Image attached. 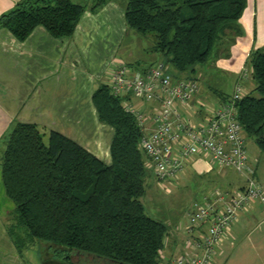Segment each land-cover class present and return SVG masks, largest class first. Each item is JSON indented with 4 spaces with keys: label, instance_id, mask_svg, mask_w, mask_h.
Here are the masks:
<instances>
[{
    "label": "trees",
    "instance_id": "1",
    "mask_svg": "<svg viewBox=\"0 0 264 264\" xmlns=\"http://www.w3.org/2000/svg\"><path fill=\"white\" fill-rule=\"evenodd\" d=\"M108 1L98 0L90 10ZM246 6L247 0H129L125 19L136 34H153L154 52L184 75L219 48L228 57ZM89 8L73 0H24L0 17V27L20 41L40 26L55 38H71ZM246 68L256 87L238 104L239 122L264 154V48L253 51ZM218 95L222 101L231 96ZM93 102L100 121L115 131L110 165L58 132L47 144L37 125L12 126L0 156L5 192L15 204L9 236L20 254L45 243L96 264H159L169 228L150 217L142 201L147 167L141 129L109 86Z\"/></svg>",
    "mask_w": 264,
    "mask_h": 264
},
{
    "label": "crops",
    "instance_id": "2",
    "mask_svg": "<svg viewBox=\"0 0 264 264\" xmlns=\"http://www.w3.org/2000/svg\"><path fill=\"white\" fill-rule=\"evenodd\" d=\"M22 1L0 0V17ZM90 9L71 38H55L40 26L27 40L20 41L9 29L0 27V156L4 153V140L14 123L19 122L37 125L44 139L51 132H58L105 164L112 163L115 131L100 121L93 97L112 81L113 63L118 60V49L128 26L125 9L116 0H109L96 12ZM118 21L122 22L120 27ZM238 26L240 35L230 43L228 57H219L215 62L217 72L225 74L234 84L253 51L264 48V0H247ZM132 69L139 71L135 66ZM252 84L251 78L245 82L248 90L253 89ZM198 98H195L197 104L191 103L181 110L187 119L204 124L206 114L200 112ZM134 105L148 110L154 106L146 107L138 101ZM250 168L264 184L257 174L258 166L250 161ZM194 176L223 181L228 174L220 178L205 162L197 161L178 180L188 181ZM242 184L240 178L238 183L234 182L235 187ZM224 185L228 187L225 182ZM14 212L15 204L5 192L0 161V264H37L35 252L28 250L20 254L7 234V224L13 221ZM175 228L169 227L168 249L174 247ZM79 257L90 259L84 255ZM214 264H264L262 206L255 202L241 214L239 222L222 238Z\"/></svg>",
    "mask_w": 264,
    "mask_h": 264
},
{
    "label": "built area",
    "instance_id": "3",
    "mask_svg": "<svg viewBox=\"0 0 264 264\" xmlns=\"http://www.w3.org/2000/svg\"><path fill=\"white\" fill-rule=\"evenodd\" d=\"M109 84L113 95L122 99L142 132L140 149L146 167L163 186L174 185L180 175L197 161L205 162L218 176L233 171L243 184L232 190L222 186L207 192L186 210L174 230V244L165 248L159 264H214L222 238L239 222L253 203L264 208V184L250 168L246 138L239 122L238 104L248 93L245 82L251 70L244 68L234 92L214 105L199 103L206 114L204 124L187 119L181 107L191 105L199 87L195 80L179 79L171 68L158 64L142 73L115 60ZM154 105L139 109L131 101Z\"/></svg>",
    "mask_w": 264,
    "mask_h": 264
},
{
    "label": "rangeland",
    "instance_id": "4",
    "mask_svg": "<svg viewBox=\"0 0 264 264\" xmlns=\"http://www.w3.org/2000/svg\"><path fill=\"white\" fill-rule=\"evenodd\" d=\"M73 1L92 8L98 0ZM116 1H118L121 8L125 9L129 0ZM121 23V21H118V27L121 26ZM127 29L128 33L125 35V40L118 49L117 58L119 61L124 62L128 66H135L137 70L142 73L155 65L164 64L165 60L163 57L155 53L153 50V43L155 42L153 34L141 36L129 28ZM223 51L224 48H219L208 63L198 66L193 72L191 71L184 75H177L179 79L195 80L199 87V91L195 96L196 99L199 97L198 99L200 101L198 103L205 102L207 106L208 104L214 105L219 100L218 94L220 92H223L226 95H232L234 92V82H232L229 77L225 76V74L218 73L215 68L216 59L219 58V56L222 57L221 54ZM114 71L115 70H113V73ZM251 86L256 87L255 82H253ZM195 98L191 100L192 104H197ZM133 101L134 103L132 104H136V100ZM245 138L249 159L254 166H258L257 174L260 176V179L262 180L261 182H264V154L261 153L253 139H248L246 136ZM48 139L49 135L45 138L47 144ZM226 174H228V177L223 181L218 178L208 179L205 177L194 176L188 181L176 180L174 185L170 184L167 185V187H163L157 182L154 174L147 167V193L142 200L146 213L153 219L164 222L168 228L170 226L177 227L180 221L184 218L186 210H188L195 201L202 198L207 192L215 189L218 185L223 186L224 182L227 184L230 181L238 183V178L240 177L237 176L236 173L233 171H227ZM227 188L232 190V185L229 183ZM13 216H15V212ZM12 222L7 224L8 236V226H10ZM54 249L55 248L50 249L48 244L38 243L29 250L35 252V257L38 259H36L37 264H96L90 259L86 260L85 258H80L78 254L70 253L67 256H64V254L61 253V249H58L57 251Z\"/></svg>",
    "mask_w": 264,
    "mask_h": 264
},
{
    "label": "water",
    "instance_id": "5",
    "mask_svg": "<svg viewBox=\"0 0 264 264\" xmlns=\"http://www.w3.org/2000/svg\"><path fill=\"white\" fill-rule=\"evenodd\" d=\"M115 264H117V263H115Z\"/></svg>",
    "mask_w": 264,
    "mask_h": 264
}]
</instances>
